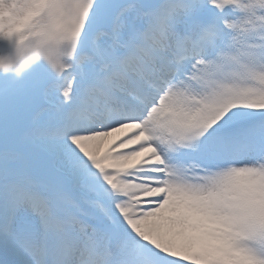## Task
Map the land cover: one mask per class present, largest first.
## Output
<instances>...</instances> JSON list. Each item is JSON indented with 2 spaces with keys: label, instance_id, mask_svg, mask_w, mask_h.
Instances as JSON below:
<instances>
[{
  "label": "snow or ice",
  "instance_id": "1",
  "mask_svg": "<svg viewBox=\"0 0 264 264\" xmlns=\"http://www.w3.org/2000/svg\"><path fill=\"white\" fill-rule=\"evenodd\" d=\"M233 7L44 0L72 67L0 76V264H264V36Z\"/></svg>",
  "mask_w": 264,
  "mask_h": 264
},
{
  "label": "clouds",
  "instance_id": "2",
  "mask_svg": "<svg viewBox=\"0 0 264 264\" xmlns=\"http://www.w3.org/2000/svg\"><path fill=\"white\" fill-rule=\"evenodd\" d=\"M239 4L247 14L241 23L244 28H264V0H239ZM43 6L44 0H0V76L23 77L41 61L57 78L72 67L67 42L43 43Z\"/></svg>",
  "mask_w": 264,
  "mask_h": 264
},
{
  "label": "rangeland",
  "instance_id": "3",
  "mask_svg": "<svg viewBox=\"0 0 264 264\" xmlns=\"http://www.w3.org/2000/svg\"><path fill=\"white\" fill-rule=\"evenodd\" d=\"M261 14H264V12H261ZM227 15L229 20L242 23L247 14L242 9L233 7L227 10ZM234 32L244 42L241 47H246L248 44L252 43H260V38L264 36V28L260 27L243 34H241L239 29L234 30ZM257 51H264V49H257ZM231 52L232 54H237V49H232Z\"/></svg>",
  "mask_w": 264,
  "mask_h": 264
},
{
  "label": "bare ground",
  "instance_id": "4",
  "mask_svg": "<svg viewBox=\"0 0 264 264\" xmlns=\"http://www.w3.org/2000/svg\"><path fill=\"white\" fill-rule=\"evenodd\" d=\"M232 12V10H231ZM228 16V15H227ZM120 134H114V136H119ZM111 145L108 143V142H105L103 145H102V151H107L109 149Z\"/></svg>",
  "mask_w": 264,
  "mask_h": 264
},
{
  "label": "water",
  "instance_id": "5",
  "mask_svg": "<svg viewBox=\"0 0 264 264\" xmlns=\"http://www.w3.org/2000/svg\"><path fill=\"white\" fill-rule=\"evenodd\" d=\"M37 65H40V66H43V67L47 68V66L42 61L41 62H37L33 67H36ZM47 70L49 71L48 68H47Z\"/></svg>",
  "mask_w": 264,
  "mask_h": 264
}]
</instances>
